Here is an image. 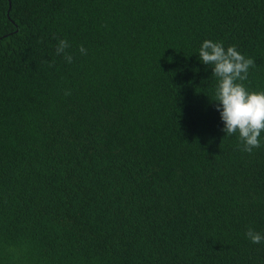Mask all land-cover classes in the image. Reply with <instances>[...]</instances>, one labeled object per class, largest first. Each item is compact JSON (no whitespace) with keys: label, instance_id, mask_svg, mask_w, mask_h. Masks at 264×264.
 Masks as SVG:
<instances>
[{"label":"trees","instance_id":"16d2710c","mask_svg":"<svg viewBox=\"0 0 264 264\" xmlns=\"http://www.w3.org/2000/svg\"><path fill=\"white\" fill-rule=\"evenodd\" d=\"M205 39L264 90V0H0V264H264V143Z\"/></svg>","mask_w":264,"mask_h":264},{"label":"clouds","instance_id":"9594fccd","mask_svg":"<svg viewBox=\"0 0 264 264\" xmlns=\"http://www.w3.org/2000/svg\"><path fill=\"white\" fill-rule=\"evenodd\" d=\"M67 40H61L56 48L57 55L69 48ZM79 51L86 54L81 46ZM71 62V55L65 53ZM198 58L212 69L218 78L213 101L223 122L225 136L237 135L242 150L251 153L264 143V90L250 91L243 81L248 77L249 69L254 65L235 45L225 47L223 42L205 39L198 49ZM246 237L253 244L264 241V233L249 229Z\"/></svg>","mask_w":264,"mask_h":264},{"label":"water","instance_id":"95a60500","mask_svg":"<svg viewBox=\"0 0 264 264\" xmlns=\"http://www.w3.org/2000/svg\"><path fill=\"white\" fill-rule=\"evenodd\" d=\"M11 3V2H10Z\"/></svg>","mask_w":264,"mask_h":264}]
</instances>
